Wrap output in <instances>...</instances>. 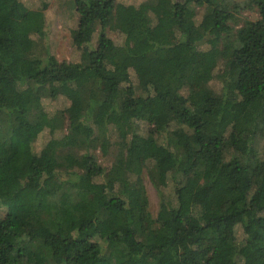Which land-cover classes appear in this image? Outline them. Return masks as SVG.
I'll return each instance as SVG.
<instances>
[{"label":"trees","instance_id":"16d2710c","mask_svg":"<svg viewBox=\"0 0 264 264\" xmlns=\"http://www.w3.org/2000/svg\"><path fill=\"white\" fill-rule=\"evenodd\" d=\"M67 4L77 63L0 0V264H264V0Z\"/></svg>","mask_w":264,"mask_h":264},{"label":"rangeland","instance_id":"374dc122","mask_svg":"<svg viewBox=\"0 0 264 264\" xmlns=\"http://www.w3.org/2000/svg\"><path fill=\"white\" fill-rule=\"evenodd\" d=\"M29 9L37 11L39 9L45 8L42 12L46 16V24L50 30V40L52 52L58 58L59 61L77 63L79 61V54L77 50L73 47L71 41V29L73 28L76 16L69 10V5L67 4L69 0H21ZM132 5H139L147 0H129ZM178 1V0H175ZM245 16L251 20L257 19V15L252 12L245 13ZM176 33V32H175ZM174 33V34H175ZM206 49V48H203ZM204 85L203 81L199 80L194 83L196 90L202 88ZM219 87V85H215ZM70 102L64 98L59 99L58 101H48L46 103V109L48 111H56L63 108H69ZM49 131H45L40 135L36 141V147L38 153H40L46 144L49 142L50 135ZM243 149V146H241ZM262 167L264 168V142L260 144L259 147ZM97 155L99 158L100 165L104 167H109L115 162H122L124 154L118 152L115 146H102L98 149ZM144 183L148 195V207L143 211V217L145 221V227L151 229L152 222L156 218V215L159 210V197L152 186L150 180L147 176L144 177ZM238 238L243 239V231L241 228L237 231Z\"/></svg>","mask_w":264,"mask_h":264}]
</instances>
